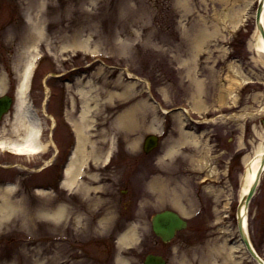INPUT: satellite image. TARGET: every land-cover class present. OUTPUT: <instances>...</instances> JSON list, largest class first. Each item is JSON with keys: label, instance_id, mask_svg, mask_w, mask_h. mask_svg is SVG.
Listing matches in <instances>:
<instances>
[{"label": "rangeland", "instance_id": "1", "mask_svg": "<svg viewBox=\"0 0 264 264\" xmlns=\"http://www.w3.org/2000/svg\"><path fill=\"white\" fill-rule=\"evenodd\" d=\"M219 9L213 0H0L4 93L15 96V66L32 51L24 49L27 44L37 45L27 99L43 122L44 141L50 142L41 154L0 150V187L14 186L1 192L17 204L0 226V264H120L117 257L143 264L150 252L163 255L167 264H209L223 238L229 247L241 242L236 208L246 159L264 142L256 133L264 129V63L255 61L246 45L255 18L245 28L224 27L223 34L197 44L200 33L221 24L214 21ZM35 23L42 31L39 39L33 36L39 34ZM84 39L97 51L94 56L85 48H62ZM236 65L250 81L237 85ZM86 81L92 84L91 105H100L86 133L103 152L111 148V158L107 165L89 162L76 186L65 188L61 172L75 138L70 119L78 116V86ZM195 97L207 110L190 109ZM180 107L187 109L181 127ZM132 108L136 125L122 127L119 114ZM13 109L0 120V129L9 127ZM190 130L198 142L179 144L182 131ZM148 133L161 140L146 154L141 145ZM174 144L177 152L167 155ZM205 160L216 167V179L202 181ZM161 183L166 190L159 189ZM215 190L230 196L226 235L215 223ZM178 199L188 210V225L162 242L151 229V216L165 208L179 210ZM61 205L68 213L55 226L42 211ZM247 223L264 259V171ZM129 227L137 240L122 246L118 235ZM235 255L238 264H256L244 248ZM227 263L219 256V264Z\"/></svg>", "mask_w": 264, "mask_h": 264}, {"label": "bare ground", "instance_id": "2", "mask_svg": "<svg viewBox=\"0 0 264 264\" xmlns=\"http://www.w3.org/2000/svg\"><path fill=\"white\" fill-rule=\"evenodd\" d=\"M215 3H219L220 9L217 11V17H215L214 21H217L221 24H216L215 29L211 30L210 27L205 29L204 33H200L201 35L197 36V44L199 46H202L203 38L206 36H212L215 35V33L219 34V32L222 31V34L224 32V27L229 28L231 32H235L239 29L245 28L246 24L251 18H255V14L258 11V2L259 0H213ZM263 5L261 8H259V14L260 18L258 19L259 27L256 25L254 26L248 40H247V48L250 52L254 53V60L257 61L260 59V62L262 61L264 63V0H261ZM255 20V19H254ZM30 22H34L32 18H29ZM205 22V21H204ZM34 32H38L39 34L33 35L35 39H39L42 37V31L41 28L35 23L33 26ZM221 34V35H222ZM89 43L87 39H84L83 41L75 44H69V45H62V48H68L67 50L73 49L72 51H75V49H86V52L95 54L97 51L95 49L90 50ZM33 47V48H31ZM36 47V48H34ZM32 51L30 53H26L19 61V63L15 66V72L18 73L19 82L17 85V89L15 91L16 93V102L13 109V116L12 121L9 123V127L2 126L1 128V134H0V148H6L12 151H16L17 153L21 154H34L37 152L45 151L48 147V143L43 141L42 135L44 130V125L41 120V118L37 115L34 107L30 104V102L27 99V89H28V79L30 77V68L32 67V64L38 58L39 52L37 45L31 46L27 44L24 49L26 51ZM36 51V52H35ZM238 67L237 65L234 66ZM237 72L235 75V78L237 79V85H241L243 83H246L251 80L249 77H245V74L241 72L239 68L235 69ZM90 82L86 81L84 85L78 86V96L81 99V105L80 110L78 113L77 118L70 119L72 123V127L74 130L75 135V145L73 152L70 155L69 162L66 167L65 171V177L63 180V185L65 187H74L76 186L78 177L82 174L83 166L86 165V162L88 160L93 161L95 165L99 163H106L110 156L111 148H108L103 152V150L100 149L96 141L91 140L88 138L86 129H89L91 125L93 124V121H96V118L94 119L92 117V112L97 111L100 105L98 106V103L95 102L93 105H91L90 100L91 97L87 96L89 91L91 90V85L88 86ZM87 84V85H86ZM131 84H127L129 87ZM133 85V84H132ZM197 85L199 86L200 83L197 82ZM7 90L6 84H5V77L0 76V92H4ZM120 96H125L126 91L118 92ZM231 92H229V95ZM110 96L113 98V95L110 94ZM201 100L198 99V97H195L193 99L194 104L190 108L192 111H196L198 113H201L205 110L202 107ZM230 101V100H229ZM153 107H156V102H151ZM97 105V107H96ZM97 108V109H96ZM164 109V108H163ZM264 110V106L261 108ZM260 109V110H261ZM168 110V109H167ZM164 109V111H167ZM179 113L176 114V117L178 118V121L180 123V127L186 123L185 120L181 119L183 112H187L186 108L177 109ZM136 110L134 108L123 111L118 116V122L122 127H129V129L133 128L136 125ZM247 113H242L241 115H246ZM183 118V117H182ZM158 130V127L155 128ZM257 135L264 138V129L263 130H257ZM183 138H180L179 144L182 142L184 143H197L198 142V134L195 131H182ZM179 144H174L169 147V150L166 152L167 155H171L173 153L177 152V147ZM86 145H89L88 149L86 148ZM264 142L260 144L256 150V153L254 156L248 157L246 159L247 166L246 170L243 175L241 188L238 195V204L239 202L241 204V209L243 210V215L246 220L248 217V210L246 211L245 204H244V197L249 193L250 186L253 184V181L260 172V168L264 167ZM204 166H201V168H207V174L206 177L202 180L205 181L208 178L216 179L214 176L216 170V167L209 168V163L205 160ZM83 167V168H82ZM261 176V175H260ZM79 186L81 185L80 182H78ZM162 188V189H161ZM14 189V186L11 182H6L5 184H2V187H0V226L7 221L6 218H8L13 211L16 209V203L12 202L11 199H9L2 190L5 191H12ZM159 189L166 190L164 188V184H159ZM213 192V191H212ZM214 197L216 201V205L218 203V206L214 209L216 219L215 223L218 226L222 232H224V235L228 234L230 231L229 224H226V222L230 219V196L229 194H225L222 190H215ZM255 195V194H254ZM177 198V197H176ZM176 208L179 209V211L183 214H187L188 210L184 204L179 203V199L175 200ZM251 202V201H250ZM249 202V204H250ZM249 204L247 207H249ZM215 205V206H216ZM238 206V205H237ZM221 207V208H219ZM68 211L65 205L58 206L57 208L48 209L46 211H42V215L45 219L51 221L53 225L60 226L61 223L64 221V218L66 217ZM245 222V221H244ZM137 240L136 232L134 227H129L123 232H121L118 235L117 242L122 246H131L135 241ZM242 248L241 242L238 245L235 246H227V237L223 238V241L221 243H218L216 245L215 251L211 252L210 254L212 257L208 261L209 264H219V256L223 257V261L227 264H238L240 263V259H237V255H235V249ZM226 257V258H225ZM120 264H130V262L122 257L116 258ZM9 264V263H7ZM164 264H167V262H164Z\"/></svg>", "mask_w": 264, "mask_h": 264}, {"label": "water", "instance_id": "3", "mask_svg": "<svg viewBox=\"0 0 264 264\" xmlns=\"http://www.w3.org/2000/svg\"><path fill=\"white\" fill-rule=\"evenodd\" d=\"M263 5L262 1L260 0L258 4V11L256 13V24L257 27H259L258 19L260 18L259 8ZM11 105V98L2 95L0 96V117L3 113H5ZM158 138L156 135L149 134L145 137L143 148L146 152L150 151L152 148H154L157 145ZM264 162V161H263ZM263 166L260 168V172L256 175L253 184L250 186L249 193L244 197V204L245 209H247V205L258 185L259 178L261 175V172L263 171ZM241 204L238 205L237 208V226L238 231L241 237V241L243 245L245 246L248 253L253 257V259L258 264H264V262L259 258V256L255 253L253 247L251 246V243L249 241L247 231L245 228L244 223V215L241 212ZM186 226V221L180 217V215L172 210H163L161 212L155 213L152 217V229L154 233L161 237L163 241L170 240L175 232L179 229H182ZM164 259L161 256L148 254L144 260V264H164Z\"/></svg>", "mask_w": 264, "mask_h": 264}]
</instances>
